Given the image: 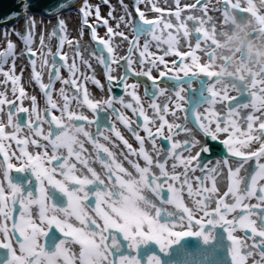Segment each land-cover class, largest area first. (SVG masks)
<instances>
[{
    "label": "snow or ice",
    "instance_id": "6c2138e0",
    "mask_svg": "<svg viewBox=\"0 0 264 264\" xmlns=\"http://www.w3.org/2000/svg\"><path fill=\"white\" fill-rule=\"evenodd\" d=\"M139 2H144V0H139ZM176 2L179 4V0H176ZM199 2L200 0H197V3ZM260 2L261 6L264 7V0H260ZM104 3H108V0H104ZM121 4H123V0H121ZM229 6L232 9H238L241 13H250V16L247 17L254 19L260 31L264 32V14H258L256 5L253 4L252 0H248L247 7H241L239 2L230 3V0H225L223 9L225 25L228 24ZM32 7L31 0H20V11L9 14V16L4 18L3 22L7 23L10 20H18L22 17L26 26L25 32L22 34L16 31L15 28H10V30H5V36L7 37L11 32L21 39L25 52L29 54V62L33 66V81L38 84L43 95L47 98L46 102L49 108L59 111L61 115L57 117L52 115L49 109L46 108L44 110L45 116L42 118V122L49 125L46 135L40 124L33 123L30 117L28 119L27 126L29 129L35 132L36 135L48 140L51 145L53 152L50 157L47 152L43 155L37 154L33 156L28 152L22 151V157H26V159L17 157L21 166L16 167L15 170L17 173L30 172V174L13 177L9 175L8 171L3 172L4 179L8 181L10 195H5V188L0 184V233L3 234L2 238H0V249H8L11 259L0 260V264H60L61 261L63 264H77V262L78 264H106V262L107 264H116L115 257L121 251V244L117 234L122 235L123 241L128 242V248L134 249L137 245H146L152 242L159 244L161 251H164L165 255H168V247L178 245L177 252L179 254L185 257H199V259L192 260L191 264H223L221 257L226 249L231 251V264H245V258L253 255V252L249 249L248 252L242 253L241 248H247L248 246L241 244L240 239L234 236L233 233L237 230L236 225L238 223L240 228L248 230L245 235L250 232L252 237L264 238V183H261V181H264V113L261 116L248 114L243 118L247 121L246 126L242 127L235 119L225 118L219 115L218 112H213V115L217 116V119L213 121L203 116L199 111L205 104L218 102L216 97L220 92L223 93L221 100L229 99L228 89H236L240 93L239 97H231V100L236 103L228 104L230 116H234L239 108L251 106L256 111L264 108V95L259 97L260 104L257 107L255 103L257 94L253 92L249 95L248 81L240 83L234 79H222L217 71L212 70L219 41L229 28H218L215 23L218 18L208 17L209 30H205V21L202 18H195L191 15L187 17V20L199 19L200 22L199 25L194 23L189 28L186 22L181 19V9H177L175 16L179 24L176 27V32L179 33L182 30L185 37H188L191 32V39L196 41V49L201 50L207 57V62L204 66L198 63L196 55L192 56L191 64L182 63L178 65L179 71L183 73V78L179 75L168 76L167 73L161 71V80L157 82L151 74V67H143L144 60L140 61L141 70L136 71L132 68L133 61L126 59L127 68L124 76L120 77V82H125L129 72L132 75L147 77V80L151 81V86L145 87V97L152 100H155L158 95H165L166 92H174L176 99L187 101L188 98L182 95L185 89L182 79H187L189 81L188 87L191 88L193 80L198 83L195 69H198L199 73H203L205 77L206 87L204 90L200 92L199 97L190 106L183 108L185 113L183 125L170 123L165 119L164 114L169 112L167 104L161 107L157 103H152L149 106L154 109L155 113L163 121L158 126L156 133H154L149 125L155 124V117L150 118L146 115L141 106L139 115L143 117V124L140 127L145 131L147 139L151 141L153 150L156 149L155 137L157 133L162 135V129L165 126L169 130V135L163 138L170 142V148L162 145L154 161L153 156L145 148V138L141 137L136 129L131 127L132 122L128 119L123 116L120 117L128 131L138 142V151L129 144L119 130L109 125L106 121L102 122L100 119L89 120L82 112L70 110V98L64 88L59 90L60 96L64 100L62 107L52 99V77L54 76L57 80L61 79L60 70L56 67L57 57L59 61L66 63L67 54H62L58 51L53 56V71L50 73L49 81L47 84L42 82L41 73L36 70V60L32 59L36 56V52L32 51L31 45L34 42L33 33L37 23L35 14L31 12ZM189 7H195V5ZM65 8L70 11L71 5L67 3V0H61L54 7L44 10L45 14L48 15L54 12L57 13V25L52 29V34L64 33V35L59 36L60 48L63 47L65 42L71 45V41L66 36V21L59 15ZM80 11L83 13L84 23L87 25L86 18L90 13L86 0ZM153 11H160V9L153 6ZM137 13L139 15V23L133 22L131 25L137 38L151 34L154 40L168 45L166 53L170 52L181 56V61H183L184 57L177 50L181 46L179 37L172 35V33H168L167 38L156 34L159 23L146 19L144 12L140 11L139 8H137ZM109 15L112 16V13L110 12ZM127 15L130 16L131 14L128 13ZM97 18H100L98 8ZM120 20L124 21V17H121ZM103 23L107 26L108 21L104 20ZM125 23L127 25L126 21ZM87 26L91 27V25ZM117 27H119V24H117ZM164 28L171 29L173 24L165 22ZM107 34L108 40L99 38L95 33V28H92V39L102 47L99 51L91 48L87 50L92 56L97 57L105 68H109V61L111 63L118 62L115 57V46L112 37L119 35L125 40L128 39L123 32H114L112 27L107 28ZM202 37L205 42L203 46L201 44ZM208 41L210 43H207ZM6 43L7 50L0 51V75L5 77V83L9 81L12 83L14 95L17 87H19L17 99L27 98L24 88L20 86L22 73L21 75H16L15 73V57L18 55L15 52V45L11 40H7ZM41 43L43 44V40H41ZM135 44L136 41L133 40L132 45L134 46ZM144 47L145 51H147V41ZM129 51H132V46H130ZM141 55L143 56L144 54L142 53ZM76 56L81 58L82 63L91 67L87 58L81 55L79 46L76 48ZM9 57L12 58V67L5 72L3 64L7 62ZM45 64H47V60H45ZM152 67L158 66L152 63ZM75 70L76 65L73 63L69 66V71L72 73L73 78L63 80L62 83L75 89L71 94V99L76 100L77 107H79L81 101L78 93L81 91V85L74 78ZM261 73H264V69H260L259 72H255L251 76L252 88H256L257 77H259V82L264 84V75H261ZM165 77L169 81L167 85L163 84V78ZM211 77L216 79H207ZM108 79L111 82L114 78L109 74ZM94 82L99 85V81ZM139 84L140 81H137L130 87L135 89ZM216 85L220 86L219 89L215 88ZM125 87H129V85L125 84ZM193 91H199V89H193ZM258 91L264 94V87H260ZM132 99L136 102V105L141 104L137 95L132 94ZM31 100L33 112H35L36 97H31ZM249 100L252 101L251 105ZM6 103L10 105L8 112L10 124L13 115L17 112H29L27 108L22 106L18 109L15 108V101L6 100L3 94L0 93V106ZM82 103L87 105L94 113H96L97 109L103 110L101 102L90 99L86 89L84 90ZM105 103L111 107V101H106ZM126 107L132 108L135 113L136 108L133 105L128 104ZM176 107L181 108V105L177 104ZM0 111H3L2 107H0ZM112 111L115 112L116 110L112 109ZM172 114L175 115L174 112ZM48 116L51 117L50 120H48ZM189 116L192 117L191 120H189ZM37 120H41V117L38 116ZM79 121H87L88 125H95L96 134L93 135L89 132L84 124L77 123ZM257 121H259L258 124ZM213 123L215 124L214 128L211 127ZM189 124L193 125V127H190ZM24 126V120L18 118L15 125L16 132H19ZM105 128L112 132L116 139L128 150L127 152L121 150L119 156L128 161L132 168L135 169L134 173L124 167L123 162L119 159L117 152L114 150L118 145L112 141L110 136L103 135L102 129ZM180 132L189 135L185 136L182 141L173 140V134L178 135ZM198 133L202 134L206 140L210 138L211 141H219L227 152V155L222 160H217L216 165L213 167H207V161L201 162V154H211L212 146L206 142L201 143L197 138ZM221 133L228 134L227 138L221 139L219 135ZM7 136L5 126L0 123V138H7ZM100 136H103V140L111 144L112 148L102 143L98 139ZM11 138L15 139L17 144L28 143L27 140H19L14 134ZM85 142L92 144L94 155L92 153L87 156L84 155L85 152L89 151L85 148ZM32 143L37 147H46L38 144L36 140H32ZM254 144H258V148L253 149ZM61 149L66 151V155L60 151ZM192 149L199 150L194 155H183L184 152L191 153ZM132 156H138L143 159L144 166L142 167L136 160L130 159ZM45 160L48 161L50 167H45ZM169 160L174 161L170 166L171 171L166 168ZM52 161L56 163H52ZM250 161H255V163L249 172L246 166L249 165ZM96 162L101 165L99 170L93 166ZM3 164L7 165L8 170L14 167L9 162V157L6 154L4 155V160L0 162V169H2ZM79 165H83V168L79 167ZM181 166L184 168V172H177V167ZM154 168L158 169L159 172L154 171ZM197 168L202 170L204 175L195 177L197 183L193 187L189 171L195 172ZM84 169L87 171H84ZM224 169H227L226 176ZM57 172L64 177L63 181L53 178ZM33 176L40 185L39 198L35 196L31 186ZM225 178L227 180V191L219 195L221 192L220 185ZM45 179L48 180L53 189H58L62 196L58 195L57 191L46 190L44 187ZM205 180L210 181V187L207 186ZM26 182H28V186H26ZM185 191L189 197H200L195 200V203L198 206H203L201 210H203L204 217L207 219L206 222L204 218L196 220V224L200 226L198 230H193L191 224L188 230H183V226H181V230H175L174 227L169 226L179 223L177 219H168V217H177L178 213L165 208V205H172L180 213L186 214L189 222L193 219V213L185 205L183 199ZM92 197H95V199L93 200ZM229 197L231 198L230 200L227 199ZM253 198L258 203H245V201ZM47 201L52 203L49 205L46 203ZM213 201H215V208L209 210V205ZM93 203L96 206V214L103 220L102 225L89 212ZM17 205H19V208L16 207ZM32 205L40 206L41 225L45 222L49 227L54 225L62 234L63 239L57 237L55 232L44 231L42 226L34 223L30 212ZM237 210H239L237 216H233L232 219L227 218L230 214L236 213ZM16 212L19 213V221L14 215ZM72 217H75L79 222L78 225L70 222ZM9 219L13 222L11 230L6 223H3ZM179 219H183V216H180ZM16 233H19L17 240L20 255H17L11 243L12 238L16 237ZM224 233H227V240L230 242L227 245L225 244ZM40 236L46 237L43 245L38 243V237ZM188 237L196 239L189 241L186 239ZM71 245H79L78 254L70 247ZM253 245L261 256V259L258 262H254V264H264V239L260 241L254 240ZM150 251L151 249L146 250L145 254L147 255ZM109 257H114V259L109 260ZM119 264H139V261L121 254L119 256ZM149 264H161V261L152 256L149 259ZM165 264H168V262H165Z\"/></svg>",
    "mask_w": 264,
    "mask_h": 264
},
{
    "label": "rangeland",
    "instance_id": "374dc122",
    "mask_svg": "<svg viewBox=\"0 0 264 264\" xmlns=\"http://www.w3.org/2000/svg\"><path fill=\"white\" fill-rule=\"evenodd\" d=\"M241 3V7H247L248 6V0H230V3ZM253 4L256 5L258 14H264V7L261 6L260 0H252ZM224 4L225 0H200L199 3H197V0H179V4H177L176 0H144V2H139V0H123V4H121V0H108V3H104V0H89L88 5V11L89 15L87 16V25H91V27H88L84 23V17L83 14L80 11H73V12H66L59 14L65 21H66V36L67 39L71 41V45H69L67 42L63 44V47L60 48V35H64V33H59L58 35L52 34V29L57 25V16L50 19H43L36 17V27L33 33L34 36V42L31 45L32 51L36 52V56L34 59L36 60V70L41 73V80L45 84L48 83L50 78V73L53 71L52 68V62H53V56L60 51L62 54H67V62L64 61H57L56 65L58 66L60 72V80L55 79V77H52V85H51V93H52V99L57 102L59 106H63L64 100L60 96V89L64 88L67 92V95L70 98V110L82 112L84 115H86L89 120H95V116L92 110H90L87 105L83 104V94L84 90H87L88 96L93 101H99L101 102L102 108H105L109 111H112V109H117L118 115H112V126H114L117 130H119L122 135L125 137V139L128 140L129 144L132 145L134 149L137 151L139 150V144L136 143V139L132 136V134L128 131L127 127L121 120V116L131 121V127L136 129V131L139 133L141 137L145 138V148H147V151L153 156V159L157 158L156 154L152 153L151 147L152 143L147 139V135H144L143 128L140 127L138 117H140L143 120V117L139 115L141 106L143 108V111L146 115H148L150 118L155 117V124H150L149 127L152 128V131L156 133V130L158 126L163 123V121L160 119L159 115L155 113L154 109H152L149 105L152 103H157L163 107V105L167 104L169 108V112L164 114L165 119L170 123H180L181 125L184 124V107H188L192 104V102L197 98V91H193V89H197V86L194 83H191V88L188 87L189 84L183 83L185 85L184 92L182 93L183 96L187 97V101H180L176 99L175 93L166 92L165 95L160 96L158 95L155 100H150L145 97V87H150L149 81L147 80V77L143 76H136L132 75L131 72L128 73L127 77L125 78V82H120V77L124 76L126 68H127V62L126 59H131L133 61L132 68L136 71L141 70V64L140 61L144 60L145 63L143 65L144 68L151 67V74H156L157 72H161L162 68L165 73H167L168 76H177L183 77V73L179 71L178 65L183 64H191L192 63V56L196 55L198 57V63L201 64V66H204V64L207 62L206 55L201 51L196 49L195 43L196 41L194 39H191V32L188 37L184 36L183 31L181 30L179 33L176 32V27L179 24V21L176 20L175 12L177 9H181V19L186 22V25L191 28V26L195 23L199 25V19L195 20H187V17L189 15L194 16L195 18H202L205 21V30H209L208 27V17H216L218 18L215 23L217 24V27H230L229 24H224ZM191 5H195V7H189ZM153 6L160 9V11H153ZM97 8L99 10V19L97 18ZM137 8H139L140 11L144 12L145 18L153 21H157L159 23V27L156 30V34L163 35L164 38H167L168 33H172L174 36H178L180 39V45L178 47V51L181 52L182 56L184 57V60L181 61V56H177L175 54H172L170 52L166 53V49L168 48L167 44H161L159 41L154 40L152 38V35H146V36H140L137 38L136 33H134L131 25L133 22L139 23V15L137 13ZM229 11L234 12L236 15L241 16H250V13H241L238 9H232L229 6ZM112 13V16L109 15V13ZM130 13L131 15H127ZM206 13V15H205ZM124 17V21H121L120 18ZM107 20L108 24L107 26L104 25L103 21ZM127 22V25L125 23ZM165 22H171L173 24V28L171 29H165L164 23ZM117 24H119V27H117ZM258 26V25H257ZM112 27L114 32H123L125 36L128 37L127 40H125L123 37L116 35L112 37L113 44L115 46V57L117 59V63H111L109 61V68H105L104 64L101 63V61L94 57L88 52L87 50L89 48L96 49L97 51L100 50L102 46H99L93 39H92V28H95V33L97 37L103 38L105 40H108V34H107V28ZM15 28L16 31L20 33L25 32V22L24 19L21 20L17 25L10 27ZM10 28H3V29H9ZM0 30V51H6L7 50V40H11L15 45V52L18 54L15 57V73L16 75H21L20 79V86H22L26 92L27 98L20 99L21 102L18 105H14L15 108L24 107L29 110L28 113H19L17 112L12 117L11 124L8 120V112L9 107L7 103L3 106H0L3 108V111H0V123H2L5 126V133L8 134L7 138H0V162L4 160V155L6 154L9 157V162H11L14 167L11 170H8L5 168L7 166L6 164H3L2 169H0V184H2L5 188V195L8 189V181L4 179L3 172L8 171L10 176H16L19 175V173L15 172L13 173V170L16 169L17 164H20V160L17 159V157H22L21 153L28 152L29 154H41L43 155L45 152H47L48 156L50 157L52 155L53 149L51 145L48 143V140L43 139L41 136L36 135L35 132L31 131L28 124L29 117L31 118L33 123H38L44 130V134H47V129L49 127L48 123L42 122V118L45 116V109H49L51 111L52 115H55L59 117L61 113L55 109H50L46 100L47 98L43 95L42 90L39 88L38 84L33 81V66L28 61L27 53L25 52L24 45L21 41V39L15 35L14 33H9V35L5 36V30ZM41 40H43V44L41 43ZM135 40L136 44L133 46L132 41ZM148 42V48L147 51H145V42ZM203 37L201 38V44L204 45ZM207 43H210L208 41ZM77 46L81 49V55L85 58H87L88 63L91 64V67H88V64L82 63L81 58L76 56V48ZM130 46H132V51H129ZM144 54L143 56L141 54ZM105 55H107L105 53ZM158 57H164V64L163 67L161 65H158L160 62L157 59ZM45 60H47V64H45ZM73 63L76 65L75 70V79L78 84L81 85V91L78 93L80 96V104L79 107H77V101L71 99L72 92L75 91L74 88H71L70 85L62 83L63 80H69L73 78L72 73L69 71V66H71ZM152 63H155L158 67H152ZM12 67V58H7V62L3 64V70L5 72L9 71V69ZM212 70L217 71L216 62H214V68ZM197 72V76L204 77L203 73H199L198 69H195ZM260 69L257 68L256 72H259ZM111 75L114 79L110 82L108 79V75ZM191 75V71H190ZM261 75H264V73H261ZM87 77V79H86ZM205 78V77H204ZM210 80L216 79L215 77L207 78ZM251 79L252 77H249V94L255 92L257 94V100L255 101L257 107H259L260 101L259 97L261 94L259 93V88L264 87V84L259 82V77H257L258 83L256 85V88H252L251 86ZM5 77L3 75H0V93L4 92V88L13 90V85L9 81L7 83L4 82ZM94 81H99V85L95 83ZM137 81H140V84L138 87L133 89L130 87L132 84H135ZM125 84L129 85V87H125ZM167 85V84H166ZM121 86V90L117 91L116 87ZM212 86V85H207ZM219 85H216L215 88L219 89ZM179 90V89H177ZM18 92V94H17ZM16 94L19 95V87H17ZM132 94L137 95L140 98V105H136V102L132 99ZM14 95V94H13ZM223 95L222 92L218 93L216 97V101L211 103L212 109L204 108L203 113H201L203 116L208 117L209 119H213L215 121L217 119V116L213 115V112H218L221 116H227L228 119H235L237 123H240L242 127L246 126V119H243L248 114H251L253 116H261L262 113H264V108H261L260 111H256L255 108H252L251 106L248 108H240L236 111V114L234 116H230V114H227L225 112V103L226 101L230 100L231 97H237L239 95V92L236 89H228V97L229 99H223L221 100V96ZM39 97L41 99V104H36V111L33 112V103L31 100V97ZM115 97V99H113ZM10 101V99H9ZM106 101H111V107L108 106ZM123 101V103H121ZM252 101L249 103L251 105ZM131 104L136 108L135 113L133 112L132 108L126 107V105ZM180 104L181 108H177L176 105ZM175 113L173 115L172 113ZM26 114V122L25 126L20 129L19 132H16L15 125L17 123L18 118L22 115ZM41 117V120H37V117ZM48 120L51 119L50 116L47 117ZM66 119V117H65ZM192 117L189 116V120H191ZM77 123L84 124L87 127V130L91 132L93 135L96 134V127L95 125H88L87 121H79ZM259 121H257V124ZM143 124V122H142ZM190 127H193V125L189 124ZM223 126V125H222ZM53 127H55L53 125ZM211 127H215V124L213 123ZM175 131V130H174ZM104 136H110L112 141L115 142L118 147L114 149L117 152V155L119 156V152L122 150L124 152H127L128 150L124 147V145L116 139L115 135L108 131V130H102ZM145 132V131H144ZM17 133V134H15ZM16 135L17 138L21 141L27 140L28 143H20V145L17 144L15 139H12V135ZM169 135V130L167 126H165L162 129V135L157 133L155 140H156V147L161 148L163 145L164 147L170 148V142L166 141L163 137H166ZM221 139L227 138L226 133L219 134ZM98 139L105 143L106 146L109 148H112V145L108 142L103 140V136L98 137ZM184 139L179 137L177 134H173V140H179L182 141ZM32 140H36L38 144L45 145L46 147H37L35 144L32 143ZM14 141L16 144L14 145ZM201 143H204L202 140ZM148 143V147L146 145ZM85 148L88 149V152H85L84 155L87 156L89 153L93 152V146L90 143L85 142ZM258 148V144L253 145V149ZM60 151L64 152L66 155V151L61 149ZM247 151V150H246ZM162 155V153H161ZM26 159V157H22ZM119 159L123 162L124 167L128 168L133 173L135 172V169L132 168V166L128 163L127 160H125L122 156H119ZM132 160H136L142 167L144 166L143 159H140L138 156H132L130 157ZM91 162V161H90ZM173 160H169L168 164L166 165V168L171 171V164L173 163ZM176 163H179L178 161H175ZM208 164H210V160L207 161ZM52 163H56L55 161H52ZM255 161L249 162V165L246 166L247 171H251L252 167H254ZM96 169H100L101 165L96 162L93 165ZM45 167H50L47 160H45ZM79 167L83 168V165H79ZM177 167V172H184V168ZM157 173L159 172L158 169H153ZM84 171H87L84 169ZM25 175H29L28 172H25ZM224 173L226 176V171L224 169ZM204 173L201 171L199 172V169H197L195 172L189 171V176L192 179L193 187L196 186V180L194 176L202 177ZM53 178L58 181H63L64 177L59 175V172L54 174ZM106 179V178H105ZM183 179V177H181ZM47 179L44 180V183ZM225 180L221 183V192L219 195H222L224 191H226L227 183ZM205 183L207 186H211L210 181L205 180ZM261 183H264V181H261ZM48 185V186H47ZM46 185V190H52V185L48 184ZM71 187V185H69ZM103 187V186H101ZM40 188V185L38 183V189ZM58 190V189H57ZM82 195V194H81ZM151 195V194H150ZM200 197L193 196L189 197L187 192L185 191L183 193V199L185 202V205L189 208V210L193 213V219L191 222H189L187 215L180 213L177 209H175L172 205H165L164 207L177 212V217H169L170 220L177 219L179 220V223L173 225H169L175 228V230H181V226H183V230H188L189 225L191 224L193 230L199 229V227L196 226L195 223L196 220L204 218L206 222V217H204V212L201 210L203 206H198L195 203V200L199 199ZM94 200L95 197H92ZM155 199V197H153ZM231 199L230 197L228 198ZM51 204V201H49ZM157 203H159L157 201ZM245 203L248 204H256L258 201L253 198L251 200L245 201ZM94 204V203H93ZM95 205V204H94ZM96 207V206H95ZM106 207V206H105ZM215 208V201L212 202V204L209 205V210H212ZM31 212V218L38 226H42L44 231L49 228L47 223L45 222L43 225H41L40 221V206L39 205H33L30 208ZM90 214L96 218V220L102 225L103 220L92 210V207L89 209ZM239 214V210H237L236 213L230 214V217L228 219H232L233 216H237ZM50 215V213H49ZM180 216H183V219H179ZM255 218V217H253ZM19 221V220H17ZM70 222H72L74 225H78L79 222L75 219V217L70 218ZM7 227L11 230L12 228V220L9 219L6 222ZM236 231L233 233L234 236L240 239L241 244H246L247 248H241L242 253H246L249 251V249L252 250L253 255L247 256L245 258V264H254V262H258L261 259L260 253L256 250V247L253 245V241H260L261 237H252L251 233L248 232V235H245V233L248 231L247 229L240 228L239 224L236 225ZM2 233H0V238H2ZM19 237V233H16V237H13L11 240V243L13 247L16 250L17 255H20L19 252V243L17 238ZM45 237L40 236L38 237V243H40L41 240H43ZM7 242V241H5ZM239 247V246H238Z\"/></svg>",
    "mask_w": 264,
    "mask_h": 264
},
{
    "label": "clouds",
    "instance_id": "9594fccd",
    "mask_svg": "<svg viewBox=\"0 0 264 264\" xmlns=\"http://www.w3.org/2000/svg\"><path fill=\"white\" fill-rule=\"evenodd\" d=\"M228 24L215 52L217 72L222 79L244 83L257 68L264 69V32L254 19L231 11Z\"/></svg>",
    "mask_w": 264,
    "mask_h": 264
},
{
    "label": "water",
    "instance_id": "95a60500",
    "mask_svg": "<svg viewBox=\"0 0 264 264\" xmlns=\"http://www.w3.org/2000/svg\"><path fill=\"white\" fill-rule=\"evenodd\" d=\"M82 0H67V3L71 5V9H74L73 6L77 5L81 2ZM61 0H31V3L33 4V7L31 8V12L35 14V17L43 18V19H48L53 15H57L56 12H54L51 15L45 14L44 10L48 8L54 7L56 4L60 3ZM19 3L20 0H0V29L3 28H10L15 25H17L23 18L21 17L20 19H13L8 21L7 23H4V18L9 16V14L14 13V12H19ZM67 8L64 9L62 13L67 12ZM58 11V10H57ZM73 11V10H72ZM78 11V10H77ZM61 14V13H59ZM28 54V53H27ZM28 61H29V54L27 55ZM34 59V57L32 58ZM57 60L58 57H57ZM56 67H58L56 65ZM182 81L189 82L187 79H182ZM158 82V81H157ZM198 83L201 85L202 91L204 90V82L202 80H198ZM117 91L121 90V86L116 87ZM250 95V94H249ZM239 97V96H238ZM250 102V100H249ZM229 103H236L235 101H232L231 99L226 101V109L228 110V104ZM97 109L96 113H94L95 120L100 119L102 122L106 121L109 125L112 126V115H118L117 109L116 111H109L105 108ZM240 109V108H239ZM20 119L24 120V124L26 122V114L21 115ZM141 121V119H140ZM102 130H108L107 128L102 129ZM109 131V130H108ZM23 176V175H21ZM27 183V182H26ZM32 188L34 190L35 195L37 194L36 186L33 184ZM58 195H61V193L57 192ZM66 200V198H64ZM19 205L16 207L18 208ZM16 216V219L18 220L19 218V213L16 212L14 213ZM169 219V217H168ZM219 231V229H217ZM50 232H55L57 237L63 239L62 234L55 228V226H51L49 229ZM225 236V244H229L230 242L227 240V233H224ZM119 239V238H118ZM189 241H194L196 238L194 237H188L186 238ZM46 241V237L44 238V244ZM120 244H121V249H122V241L119 239ZM59 243V241H57ZM183 243V242H182ZM155 248L158 247V245H154ZM179 248L178 245H171L170 247L167 248L168 255H165V252H158L156 251V257L161 261V264H165V262H168V264H191V261L194 259H199V257H185L182 254H179L177 252V249ZM121 252V251H120ZM11 256L8 254V249H0V260H10ZM223 264H231L232 261V254L231 251L226 249L225 252L223 253L221 257Z\"/></svg>",
    "mask_w": 264,
    "mask_h": 264
},
{
    "label": "flooded vegetation",
    "instance_id": "af4514ba",
    "mask_svg": "<svg viewBox=\"0 0 264 264\" xmlns=\"http://www.w3.org/2000/svg\"><path fill=\"white\" fill-rule=\"evenodd\" d=\"M158 60H159V64L158 65H161V67H163V62H164V57H158L157 58ZM58 61V60H57ZM161 71H163V68H162V70ZM144 77V76H143ZM198 77V80H202L203 82L205 81V78L204 77H201V76H197ZM153 78L154 79H156L158 82L161 80V77H160V72H157L156 74H153ZM181 78H183V77H181ZM169 83V81H168V79L165 77V78H163V84L164 85H166V84H168ZM182 83H187V84H189V82H185V81H182ZM191 83H194L196 86H197V88L199 89V91H197V97H199V95H200V92H202V88L203 87H201V85L199 84V83H197V81L196 80H193ZM149 84H150V86H151V81H149ZM206 87V85H205V82H204V88ZM210 95V94H209ZM239 95H240V93H239ZM238 95V96H239ZM237 96V97H238ZM149 99V98H148ZM150 100H152V99H150ZM250 102H251V100H250ZM249 102V103H250ZM204 108H209V109H212V106H211V103H208V104H205L204 106H202L200 109H199V111L201 112V113H203V109ZM238 110V109H237ZM225 112L227 113V114H229V112L227 111V109H226V103H225ZM223 117H225V118H228L227 116H223ZM20 118V117H19ZM140 117H138V121H139V125H142V122H143V120L141 119V121H140ZM211 120H213V119H211ZM143 133H144V135H146V133L143 131ZM179 137H181V138H185V136H187V135H189V134H187V133H184V132H180L179 134ZM197 138L201 141H203L204 143L206 142V143H208L209 145H211L212 146V152H211V154H206V153H202L201 154V162H204V161H208V160H210V164H208L207 163V167H213V166H215L216 165V162H217V160H222V158L223 157H225L226 155H227V152H226V150L224 149V147H223V145L222 144H220L219 143V141H211L210 140V138L209 139H207L206 140V138L205 137H203V135L202 134H197ZM136 143H137V141H136ZM148 143H146V145H147ZM147 147H148V145H147ZM146 150H147V148H146ZM151 150H152V153L153 154H156L157 155V153L159 152V148H157L156 147V149L155 150H153V148L151 147ZM199 149H192V151H191V153H188V152H184L183 153V155L184 156H188L189 154H192V155H194L195 154V152L196 151H198ZM179 151V150H178ZM251 162V161H250ZM195 163V162H194ZM179 168H182V166L181 167H179ZM178 168V169H179ZM197 169H199V168H197ZM202 172V173H204L202 170H200L199 169V172ZM225 171H226V173H227V169H225ZM194 177H197V176H194ZM226 183H227V181H226ZM33 184H31V186H32ZM35 185V184H34ZM26 186H28L27 185V183H26ZM36 186V190L38 191V187H37V185H35ZM52 190H54V191H57V192H59L57 189H52ZM226 191H227V188H226ZM228 199V198H227ZM92 210L95 212V205L93 204L92 206ZM230 217V215L227 217V218H229ZM72 219V218H71ZM19 220V219H18ZM170 220V219H169ZM196 223V222H195ZM170 227H172V226H170ZM197 227H200L199 225H197L196 226V229H197ZM198 230V229H197ZM117 236H118V238L122 241V249H121V252L120 253H117V256L115 257V259H116V264H119V256L122 254V255H125V256H128L130 259H132V258H134L136 261H139V264H149V259H150V257H152V256H154V257H156V251H158V252H164V251H161V246L159 245V244H155V243H152V242H149V244H141V245H137L134 249L133 248H128L127 247V244H128V242H126V241H123V237H122V235H120V234H117ZM39 244H41V245H43L44 244V239L43 240H41L40 241V243ZM154 245H158V247H156L155 248V246ZM72 249H74L75 250V252L78 254V251H79V245H71L70 246ZM148 249H151V251L150 252H148V254L146 255L145 254V252H146V250H148ZM157 258V257H156ZM114 259V257H109V260H113ZM60 264H63V262L61 261L60 262ZM77 264H78V262H77ZM106 264H107V262H106Z\"/></svg>",
    "mask_w": 264,
    "mask_h": 264
},
{
    "label": "bare ground",
    "instance_id": "6f19581e",
    "mask_svg": "<svg viewBox=\"0 0 264 264\" xmlns=\"http://www.w3.org/2000/svg\"><path fill=\"white\" fill-rule=\"evenodd\" d=\"M88 1L89 0H86V2L88 3ZM84 4H85V0H82L79 4H77V5H74L73 6V8L74 9H71L70 10V12H73V11H80V9L84 6ZM73 10V11H72ZM67 12H69V10H67ZM81 12V11H80ZM82 13V12H81ZM83 14V13H82ZM57 15H53V16H51L50 18H54V17H56ZM50 18H48V19H50ZM1 30V29H0ZM5 29H3L2 31H4ZM9 87H7V89L6 88H4V92H1L2 94H3V96H4V98H6V100H8L9 101V99H10V101H15V105H18L19 106V104H20V102H21V100L20 99H17V94H18V92H17V94H15V95H13V90H11V89H8ZM41 104V99L38 97H36V104ZM15 134H17V133H15ZM16 136V135H15ZM17 137V136H16ZM16 144V142L14 141V145ZM18 145H20V144H18ZM36 154H34V156H35ZM21 156H22V153H21ZM21 166V164H17V167H20ZM5 168H7V166H5ZM16 172V170H13V173H15ZM29 174H30V172H28ZM20 175H25L26 173L25 172H21V173H19ZM31 184H35V185H37V187H38V182L35 180V177L33 176L32 177V180H31ZM48 184V180H46L45 181V183H44V187H46V185ZM27 185H28V182H27ZM48 186V185H47ZM7 195H10V189L6 192V196ZM37 198H39V189H38V192H37V194L35 195ZM47 204H49L50 205V202L49 201H47L46 202ZM52 203V202H51ZM33 206V205H32ZM18 208H19V206H18ZM48 229V228H47ZM47 229L45 230V231H47Z\"/></svg>",
    "mask_w": 264,
    "mask_h": 264
}]
</instances>
